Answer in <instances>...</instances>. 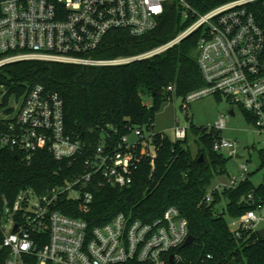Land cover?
I'll return each mask as SVG.
<instances>
[{
  "label": "built area",
  "instance_id": "2783aa9c",
  "mask_svg": "<svg viewBox=\"0 0 264 264\" xmlns=\"http://www.w3.org/2000/svg\"><path fill=\"white\" fill-rule=\"evenodd\" d=\"M173 3L182 8L184 21L193 23L170 43L132 58L91 57L113 31L140 37L155 30ZM256 3L264 6V0H236L200 14L186 0H0V68L22 61L125 65L162 54L202 29L197 52L205 87L189 95V103L210 95L225 97L251 117L256 133L264 135V31L249 10ZM14 110L4 117L13 122L2 144L17 149L26 164L31 165L41 150L57 161L85 152V146L65 132L64 102L58 93L37 85ZM227 127V117L222 116L209 130L222 133ZM132 134L135 142L129 136L114 145L104 141L86 157L83 170L62 185L43 193L22 189L13 199L0 191V264H194L181 254L190 234L175 207L151 222L121 213L95 228L58 209L66 200L88 213L93 184L120 189L132 185L142 160L156 157L151 131L140 127ZM188 135V128L177 123L176 140ZM214 151L238 157L236 142L223 137ZM240 170L239 178L216 189L236 188L246 181L248 165ZM248 198L254 201L253 194ZM226 220L237 238L258 233L264 229V205Z\"/></svg>",
  "mask_w": 264,
  "mask_h": 264
},
{
  "label": "trees",
  "instance_id": "16d2710c",
  "mask_svg": "<svg viewBox=\"0 0 264 264\" xmlns=\"http://www.w3.org/2000/svg\"><path fill=\"white\" fill-rule=\"evenodd\" d=\"M186 1L205 14L236 0ZM249 10L264 31V6L256 3ZM192 23L184 21L182 8L173 3L155 30L140 37L125 30L113 31L91 57L116 60L143 55L170 43ZM201 36L202 29L162 54L119 66L22 61L0 68V112L4 117L15 112L9 105L13 97L21 101L31 88L41 85L61 96L65 132L85 146L82 155L65 161H57L47 150H41L28 165L17 149L3 146L2 138L13 120L0 117L1 193L13 199L22 189L43 193L62 185L83 170L86 157L104 141L117 144L135 128L145 127L152 132L156 157L142 160L132 185L120 189L93 184L90 190L94 201L88 213L66 200L58 209L95 228L121 213L132 220L151 222L175 207L195 240L181 251L186 260L194 264H264V239L255 232L237 238L226 220V216L238 218L264 205V183L254 186L249 175L236 188L216 189V181L229 175L227 167L232 159L214 151V144L223 137L221 132L192 125L198 145L195 155L189 135L185 140L172 141L155 131L157 114L174 94L185 100L205 87L197 52ZM147 96L152 100L150 105L144 103ZM244 115L251 123V117ZM261 157L264 165V150ZM250 194L254 201L249 200Z\"/></svg>",
  "mask_w": 264,
  "mask_h": 264
},
{
  "label": "rangeland",
  "instance_id": "374dc122",
  "mask_svg": "<svg viewBox=\"0 0 264 264\" xmlns=\"http://www.w3.org/2000/svg\"><path fill=\"white\" fill-rule=\"evenodd\" d=\"M151 101L150 97H144L146 105H150ZM9 105L12 108H18L20 101L13 97ZM232 110L235 112V116L231 115ZM222 116H226L228 121V127L222 132V136L231 142H236L239 156V158L234 157L229 161L227 167L229 175L225 179L230 182L234 178H239L241 166L248 165V175H250L251 181L254 186H260L264 183V165L261 157V151L264 150V135L256 133L245 118L243 110L231 104L227 98L210 95L189 103L188 97L183 100L174 94L173 100H168L157 114L155 131L166 135L172 141H177L175 137L176 124L179 123L181 127L188 128L189 146L192 152L197 155L198 145L192 125L211 129ZM0 117L4 118L2 111ZM136 140L134 134L129 136L130 142ZM225 182L222 181L221 184ZM263 227L264 225L261 226V228Z\"/></svg>",
  "mask_w": 264,
  "mask_h": 264
},
{
  "label": "water",
  "instance_id": "95a60500",
  "mask_svg": "<svg viewBox=\"0 0 264 264\" xmlns=\"http://www.w3.org/2000/svg\"><path fill=\"white\" fill-rule=\"evenodd\" d=\"M231 115L235 116V112L233 110L231 111ZM237 158H239V156ZM201 161H203V156L201 158ZM258 234H259L260 238L264 239V229L260 230L258 232ZM194 241H195L194 238L192 236H189L187 242L184 245V248H187V247L191 246L194 243Z\"/></svg>",
  "mask_w": 264,
  "mask_h": 264
},
{
  "label": "crops",
  "instance_id": "0c3cea01",
  "mask_svg": "<svg viewBox=\"0 0 264 264\" xmlns=\"http://www.w3.org/2000/svg\"><path fill=\"white\" fill-rule=\"evenodd\" d=\"M227 182V180L225 179V178H219L217 181H216V186H218L219 184H221V182L223 181V182H225V181ZM225 182V183H226Z\"/></svg>",
  "mask_w": 264,
  "mask_h": 264
}]
</instances>
